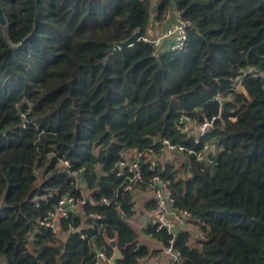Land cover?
Returning <instances> with one entry per match:
<instances>
[{
	"label": "trees",
	"instance_id": "obj_1",
	"mask_svg": "<svg viewBox=\"0 0 264 264\" xmlns=\"http://www.w3.org/2000/svg\"><path fill=\"white\" fill-rule=\"evenodd\" d=\"M154 1L0 0V264H98L111 240L114 264H144L161 249L142 230L180 251L174 264H264V0ZM172 5L192 22L188 40L156 55L143 37ZM163 138L184 151L155 170L142 159L137 189L156 175L189 211L196 230L175 236L131 223L134 191L118 174ZM204 144L210 163L196 156ZM64 197L74 206L57 229L42 223Z\"/></svg>",
	"mask_w": 264,
	"mask_h": 264
},
{
	"label": "built area",
	"instance_id": "obj_2",
	"mask_svg": "<svg viewBox=\"0 0 264 264\" xmlns=\"http://www.w3.org/2000/svg\"><path fill=\"white\" fill-rule=\"evenodd\" d=\"M156 12L153 15L152 31L149 32L147 37H143L145 41H148L153 49V53L158 55L164 52L173 51L176 49L183 48L188 40V31L192 26L191 20L183 17L182 11L179 10L176 6H170L165 12V19L159 20L154 18ZM165 22H169L165 25ZM248 72L256 74V69L251 68ZM246 74L243 72L241 75L233 78L231 80V87L235 90L241 88L242 76ZM214 117L210 120H205L195 126L196 136H204L208 131V128L212 124ZM183 120H186L185 118ZM189 127L187 125L181 128V131H187ZM210 150L209 144H204L202 151L196 153V156L200 160H206L208 163L211 162V158L207 155ZM169 151H184L183 146H176L172 144L167 138H163L160 143L158 156H155L153 148L145 149H134L129 152L128 155L118 163L119 172L118 174H124L125 184L124 190L134 191L141 179V160L146 159L149 163L151 170H155L166 152ZM191 152V150H189ZM162 184V187L159 184ZM153 191V206L149 211V215L152 218V223L155 224L156 230L165 228L168 233L173 236L176 235L177 229L176 224L179 223H188V218L190 213L186 209H174L171 206L172 199L170 193L166 188V183L159 179L158 176L152 178ZM107 202L106 200H104ZM74 206L73 199L70 197H64L59 200V207L56 211L50 212L49 217L43 219L42 223L45 225L57 229L59 223V217L64 216L67 213V210L71 209ZM56 225V226H55ZM168 258L163 261H156L153 264H174L175 262L181 259V253L178 249L172 246L170 243L167 247H164ZM100 256H104L102 253Z\"/></svg>",
	"mask_w": 264,
	"mask_h": 264
},
{
	"label": "crops",
	"instance_id": "obj_3",
	"mask_svg": "<svg viewBox=\"0 0 264 264\" xmlns=\"http://www.w3.org/2000/svg\"><path fill=\"white\" fill-rule=\"evenodd\" d=\"M159 2H160V0L154 1L153 9L156 8V6ZM168 23L169 22H165L164 24L167 25ZM149 32L153 33V36H154V32L152 31V25H150ZM162 158H164L166 160L171 159V160L176 161L177 158H180V155L178 152L169 151V152H166ZM152 196H153V191L151 188H147V189H142V188L137 189L136 188L134 190V202H135V209L137 212H136L135 216L130 219V221L138 230L143 229L149 222L152 221V218L149 215L150 210L145 208L146 207L145 206L146 201L152 200ZM175 227H176L177 231L180 229H184V228L196 230L195 226L191 225L190 223H179V224H176ZM142 231H141V234L139 236L140 242L148 245V247L151 250L152 249L153 250L161 249V251L155 252L153 255H150L149 257L143 259L141 262L144 264H153L156 261H163V260L167 259L168 255H167L166 251L164 250L163 245L158 240L153 238L151 235L145 234ZM113 252H114V250H113ZM98 264H114V263H111L110 259L107 260L105 258V256H100Z\"/></svg>",
	"mask_w": 264,
	"mask_h": 264
},
{
	"label": "water",
	"instance_id": "obj_4",
	"mask_svg": "<svg viewBox=\"0 0 264 264\" xmlns=\"http://www.w3.org/2000/svg\"><path fill=\"white\" fill-rule=\"evenodd\" d=\"M0 20L2 24H6V20L4 18V15L2 13L1 7H0ZM153 21V15H151L150 18V23H152ZM139 33L138 32H134L128 39L118 42L117 44H111L110 46V50H112L114 48V46H119V47H126V46H130L132 45L137 39H138ZM160 187H162V184H159ZM56 226V225H55ZM111 246L113 247V255L110 258V262L111 263H115V261L120 257V252L116 246V241L115 240H111L110 242Z\"/></svg>",
	"mask_w": 264,
	"mask_h": 264
},
{
	"label": "rangeland",
	"instance_id": "obj_5",
	"mask_svg": "<svg viewBox=\"0 0 264 264\" xmlns=\"http://www.w3.org/2000/svg\"><path fill=\"white\" fill-rule=\"evenodd\" d=\"M153 15H154V13H153ZM165 19V18H164ZM164 19H163V21H164ZM241 89V88H240ZM178 160V159H177Z\"/></svg>",
	"mask_w": 264,
	"mask_h": 264
}]
</instances>
